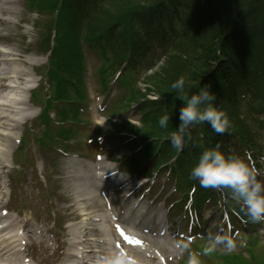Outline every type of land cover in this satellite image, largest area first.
Instances as JSON below:
<instances>
[{
	"label": "trees",
	"instance_id": "trees-1",
	"mask_svg": "<svg viewBox=\"0 0 264 264\" xmlns=\"http://www.w3.org/2000/svg\"><path fill=\"white\" fill-rule=\"evenodd\" d=\"M36 8L54 9L52 22L60 30L61 43L58 58L78 51L77 44L85 39L95 43L103 54L112 53L114 59L123 58L129 70L138 73L148 61L155 45L175 42L177 53L168 58V67H162L146 78L159 99L146 106L139 132L152 137L168 136L180 121L179 109L183 95H178L164 81V73L186 78L189 95L210 84L215 94V105L225 111L230 126L224 133L215 132L207 123H195L187 138L189 159L197 158L202 146L219 144L228 135L243 137L245 131L230 107L234 99L236 80L240 74L242 84L253 85L264 81V50L260 56L241 54V61H231L229 52L238 49L244 33L251 24L264 27V0H31ZM242 18V19H240ZM240 19V20H237ZM241 42V43H240ZM74 56V54H72ZM220 58V60H219ZM176 59H178L176 61ZM229 61V63H228ZM78 60H70V70ZM145 65V64H144ZM61 69L58 67V70ZM165 69V70H164ZM167 70V71H166ZM189 81L197 82L191 86ZM58 88L61 84L57 82ZM57 88V89H58ZM65 93L56 91V96ZM136 95V92L132 97ZM264 99V98H262ZM264 103V101H263ZM264 114V105H261ZM169 115L166 128L159 127L157 119ZM204 144V145H203ZM166 148L173 146L164 142Z\"/></svg>",
	"mask_w": 264,
	"mask_h": 264
},
{
	"label": "rangeland",
	"instance_id": "rangeland-1",
	"mask_svg": "<svg viewBox=\"0 0 264 264\" xmlns=\"http://www.w3.org/2000/svg\"><path fill=\"white\" fill-rule=\"evenodd\" d=\"M15 6L18 10V13L14 15V17H11V20H13V25H10L7 30L0 31V42H4L7 44V46L14 47L16 49V53L18 54V58L16 60V64L19 66V68L23 71V74L21 75V79L19 80V83H23L26 79V73L30 77H34L35 80L31 83V87H34L36 84L40 82V76L39 74H43L45 71L44 64L46 61L45 57V51L42 49H39V45L41 42L43 34H39L38 29L35 28V24L46 22V18L42 21L38 20V16L36 15L35 11L32 12L27 7L24 0H15L14 1ZM254 29V28H253ZM254 33H259L258 30L254 29ZM5 44V45H6ZM87 59V69L85 72V82L86 87L89 92V99H91V96H94V67L93 64H96V68L98 66L99 60L95 58V56H91L89 58L86 56ZM178 59H176L177 61ZM168 62V61H167ZM167 62L163 65V67H168L171 63ZM95 68V70H96ZM165 70V69H164ZM167 71V70H166ZM39 73V74H38ZM170 75L166 76V73H164V81L168 83V85H171L175 81V73H169ZM25 76V77H24ZM264 83V82H263ZM116 91L115 97L119 93H123L126 88H119V85L114 88ZM32 91V88L29 89V93ZM26 93V92H25ZM22 94V95H25ZM28 93V94H29ZM260 93V90H259ZM114 97V99H115ZM88 99V100H89ZM41 101H37L38 103ZM35 102V103H37ZM29 103H31L29 101ZM31 105H33L31 103ZM114 102L109 105V108L106 110L105 117L110 116L112 112V107L114 108ZM36 106V105H35ZM33 105V107H35ZM91 106V103H90ZM93 106V105H92ZM89 108V110L86 112L88 118L90 119V127H82L80 131L76 133L72 137L71 140H73L75 147L79 151L80 157H82L83 160L89 161V164L94 162L93 160V151L91 149V146L86 143V135L87 134H95V128L103 127L108 128L105 124V120L103 118V114H99L95 112V109ZM38 110V106L35 107ZM51 115H53V112L51 111ZM135 115V114H134ZM31 115H27L26 117L22 118L21 116L16 118L17 119V128L13 134H11L14 139L16 137L21 136L23 139L25 137V140H22L20 145L17 148L18 144H14V142L10 141L9 145L10 148H8L9 151L14 149V154L12 157V161L9 160L6 162L5 160H0L6 165H12L14 162H20L23 166L25 165V172L26 177H24L26 180L18 183V189L15 191V193H9V188L7 186V180L5 178L4 184L1 186L2 189L0 192L3 194V200H8V205H13L16 207L18 212H21L26 206L30 209L32 216L29 217V220H33L34 218L38 217V220L42 223V228L49 229L52 228H58L57 226H61V229L63 228L64 232H67L66 224L67 220L69 219L68 216H74L75 214L81 213L80 209L77 206H79L76 203V195L73 194L72 187L70 184H68V181L71 182V177H69V170H71L70 166V160H72L73 157L71 155H55L53 153L54 150H46L41 149L38 145V143L35 140V136L40 133L41 129L38 131L37 127H40L38 125V122L35 120V115H32L33 117H30ZM134 117V116H132ZM137 119L131 118L132 122H137ZM251 124V121H250ZM29 134L27 135V133ZM11 136V140L12 137ZM263 141L262 144L264 145V134H262ZM108 146L112 147V143L115 141L114 138H108L107 139ZM74 148V146H73ZM114 148V152L112 154L113 157H122L124 154H127L128 151L125 149L118 150L116 147ZM55 152V151H54ZM10 154V153H9ZM55 155V156H54ZM117 159V158H116ZM11 163V164H10ZM93 164V163H92ZM260 166H264V163H260ZM21 167V166H20ZM76 167V166H73ZM263 169V168H262ZM21 179V178H20ZM158 183H156V186H158ZM157 190V189H156ZM153 194H156V196L159 194V191L154 192ZM8 197V198H7ZM15 197V199H13ZM97 202L95 203V207H93L90 212L93 213L96 209H103V205L100 204L98 200V195L96 194ZM14 200V202H13ZM21 202L17 204L19 201ZM45 216V220L41 221L42 218ZM15 217V216H12ZM55 223V225L53 224ZM63 222H66L65 225ZM75 222V221H73ZM37 223V222H36ZM38 225V223H37ZM264 229V226L261 230L257 231L256 229H250L247 232H259V239L264 240V234L262 230ZM46 235V238H50L52 236L49 232H44ZM207 239V238H206ZM210 239V238H209ZM208 241H211L209 240ZM197 240V239H196ZM198 243H204L203 240H197ZM196 242V243H197ZM226 242H222L220 240L219 243H212V241L209 243H206V245H210L211 248L214 250H217L219 252L231 250V252H241L243 250V245L241 244V240L238 244L234 246H230L228 244H225ZM188 243H186L187 245ZM163 245V244H162ZM189 245V244H188ZM187 245V246H188ZM165 248L162 246V252L165 254V256L172 255L173 256V262L170 260V264H179L180 261H182L183 253H178L175 249L173 254L171 251V244H165ZM257 250V249H256ZM170 252V253H169ZM246 252V251H245ZM42 251L38 252V257L36 260L41 257L42 260L39 264H51L59 257V252H53L52 255H48L46 258L42 255ZM186 253V250H185ZM186 258V257H185ZM169 259V258H168Z\"/></svg>",
	"mask_w": 264,
	"mask_h": 264
},
{
	"label": "clouds",
	"instance_id": "clouds-1",
	"mask_svg": "<svg viewBox=\"0 0 264 264\" xmlns=\"http://www.w3.org/2000/svg\"><path fill=\"white\" fill-rule=\"evenodd\" d=\"M196 83L189 81L191 86ZM185 84L186 78L180 76L171 85L178 95H183L184 101L178 112V131L170 135V143L178 153L184 147V135L190 125L207 122L217 133H224L230 126L227 113L214 103L216 96L211 91L210 84L200 87L191 95L186 91ZM157 123L159 127L166 128L169 115L163 113L158 117ZM190 177L198 180L204 187L229 189L233 198L242 203L253 221L264 219V183L256 179L242 158L226 155L219 144L205 148L200 153L190 170ZM183 247L187 248V245ZM100 264H127V258L122 252H114L101 257ZM187 264H200L198 254L190 253Z\"/></svg>",
	"mask_w": 264,
	"mask_h": 264
},
{
	"label": "bare ground",
	"instance_id": "bare-ground-1",
	"mask_svg": "<svg viewBox=\"0 0 264 264\" xmlns=\"http://www.w3.org/2000/svg\"><path fill=\"white\" fill-rule=\"evenodd\" d=\"M9 3H10V0H0V17L2 15V12L8 9L6 8V5ZM240 19H237V20H240ZM260 26H261L260 24L255 23L254 26L251 27L249 31H246L244 33L243 38L244 39L247 38L249 42L258 40L261 43L259 33H254L253 31L254 29L258 30V27ZM0 28H1V31L4 30L3 25H0ZM258 32H260V30ZM14 51H15L14 48H10L0 43V144L2 145L6 142L8 143L11 140V137H10L11 132L15 131L17 127L15 118H10L8 116L16 115L17 113H23L29 108L27 102H24L21 100L17 101V98L19 97V95L21 96L22 92L26 91L27 87L26 86L16 87L13 84L9 85L5 83L8 80H10L11 82L14 81L11 79L13 77H15L16 79L17 78L19 79L20 75L22 74V72L20 71V69L18 68L16 64L15 59L17 57V54ZM8 88H9V91L7 93L5 94L1 93V91L6 90ZM5 147L8 148V145H5L4 148ZM0 153L4 155L5 151H2ZM82 163L83 162L76 161V160L71 161L72 166L77 165L78 167V170L76 172H73L74 177L72 179H73L74 187L77 189L80 186L87 185L90 188H93V187L95 188L96 187L95 185H98L97 177H94V179L91 180V178L88 175V171H86ZM107 167H108L107 165L100 163L98 164L97 169L99 170V172L105 175L109 172V169ZM104 182L106 183L104 185H106L107 188L114 189V187L112 186L114 183H113V180L110 179V177L106 176L104 179ZM93 194L94 193L92 189H86L82 197L84 198L85 202H93L94 201ZM91 205L92 204L85 205V206H91ZM88 224H92V223L89 222ZM91 226L94 227L93 225ZM7 228L8 230L16 229L17 232L12 234L11 238L9 236L5 237L1 235L3 237L1 241L4 242V246L2 248L0 247V264H19L20 263L22 259L20 250L15 249L17 245V240H19L21 243L24 242V244H26L24 239H27V238L31 239L35 237L36 240L44 243L41 239L42 238L41 232H38L36 228L31 227L30 224L27 223L26 221L23 223V225H21L20 221L13 220L9 223V225H7ZM86 229L88 230V228ZM92 229H89L90 231H93V232H90L92 237H89V238L86 237L88 236V232L87 234L85 233L84 235H82V240H81L82 246H87L89 248H92L93 245H99L101 243V241H99L100 237H97V238L93 237L97 235L98 232H94L97 229L96 228L95 229L92 228ZM18 232H20V234ZM152 242L154 244L155 239L154 240L152 239ZM76 244L80 245L79 242H76ZM73 245H74V242L70 241L68 243L69 247H72ZM87 247L84 249L83 253L86 254L85 256H88L87 262H89V260L90 262H92V258H94L95 254L94 253L88 254L92 250L90 251L89 249H87ZM11 249H12V252H9V250ZM141 256H144V255H141ZM144 257L150 258V256L149 257L144 256ZM81 263H85V262L81 261Z\"/></svg>",
	"mask_w": 264,
	"mask_h": 264
}]
</instances>
